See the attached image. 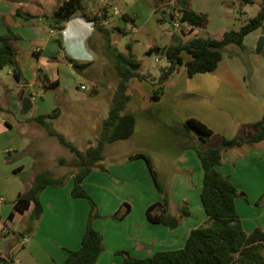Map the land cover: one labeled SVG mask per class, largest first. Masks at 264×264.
I'll use <instances>...</instances> for the list:
<instances>
[{
    "label": "crops",
    "instance_id": "crops-1",
    "mask_svg": "<svg viewBox=\"0 0 264 264\" xmlns=\"http://www.w3.org/2000/svg\"><path fill=\"white\" fill-rule=\"evenodd\" d=\"M63 1L65 0H0V37L7 35L9 29L20 36V40L13 44L18 50L21 80L15 78L13 67L0 69V106L7 110L0 116V256L13 264H62L67 259L69 250L81 248L88 227L90 205L87 200L72 196L74 174L68 176L66 186H49L40 194L44 211L31 233L27 231L30 211L21 214L14 207L18 195L31 187L36 175L47 172L43 158L45 150L41 147L44 142H51L48 140L51 136L43 126H38L33 121L34 118L59 109L58 116L51 120V124H56V130L71 142L82 138L87 147H90L98 139L103 121L108 116L98 110L96 102L89 101L88 107L84 97L71 93L64 87L66 67L61 60L68 54L65 44L69 39L66 34L70 32L72 40H77L76 46L82 54L76 57V63L91 65L93 60L86 52L85 39L95 30L92 23L79 15L70 19L63 30L51 29L44 16L52 15ZM125 4L128 9L124 14L130 15V12L143 9L145 13H149V17H155L151 0H125ZM250 6L254 7L255 3ZM194 10L209 15L207 28L195 29L194 34L204 32L207 34L205 36L221 38L230 30L226 27L225 17L202 9ZM18 11L35 18L26 21L17 16ZM241 13H245L244 9H241ZM217 21L219 22L215 23ZM236 21L237 25L233 24L231 30L239 29L246 20L236 18ZM134 31L138 44L150 32L143 23L134 28ZM216 31H220L222 35H213ZM60 34L64 35V43H59ZM154 41L157 43L156 37ZM131 46L135 50L132 44ZM156 46L157 44L149 42L138 46L137 51L142 57H150L147 51ZM233 47L235 45L226 47L222 62L212 73L196 74L189 78L182 68L171 77L158 102H153L151 97H146L139 91L131 92V85L132 88L136 87L135 83L132 84L136 79L130 83L129 94L135 102L143 101L144 108L168 106L174 115L179 116L181 124L187 119L197 118L221 137L231 139L249 136L254 132L253 125L264 116V85L262 90L258 89L253 73L249 78L243 72L236 73L234 59L226 54ZM142 62V70L147 71L144 59ZM69 65L73 66L72 62ZM45 82L49 85L57 82L58 86L53 87V91L48 94L44 87L49 85ZM92 91L96 94L94 97L99 95L97 89ZM27 95L31 97L33 107L28 114H24L22 106ZM113 97L110 96V105ZM93 112L98 113L95 118L96 127L93 129L98 136L91 137L85 132L82 115L91 116ZM39 135L43 139H39ZM183 151V155H179L177 160L183 161L182 167L188 176L187 180L175 183L173 194H183L178 206L180 209L187 207L191 213L182 218L179 227L174 229L151 223L147 219V208L162 202L163 197L158 198L151 185L153 179L146 162L135 160L110 163L109 173H104L106 179L97 184L106 193L105 205L100 210L102 218L93 221L94 228L103 236L105 246L97 264H124V257L118 254L122 251L134 258H146L160 251L180 249L184 247L191 231L200 227L186 221L193 215L192 202L188 196L196 195L194 199L197 204L198 196L200 198L201 195L203 169L194 150L184 148ZM218 170L229 176L239 189L236 207L244 230L247 233L255 229L264 230V142L224 152L223 163ZM96 175L93 171L84 181L88 192L91 179ZM194 189L197 191L194 192ZM132 194L140 196V213L135 214L136 208L132 205V211L125 219L110 218ZM174 198L176 199L175 195ZM171 207L170 201L169 212ZM11 214H14L12 219ZM202 215L204 214H200L201 226L208 222V217Z\"/></svg>",
    "mask_w": 264,
    "mask_h": 264
},
{
    "label": "trees",
    "instance_id": "trees-1",
    "mask_svg": "<svg viewBox=\"0 0 264 264\" xmlns=\"http://www.w3.org/2000/svg\"><path fill=\"white\" fill-rule=\"evenodd\" d=\"M177 3V11L181 12V20L187 25L189 33L195 29H206L209 24V15L194 10L189 0H174ZM241 5H252L255 0H240ZM85 0H65L58 5L52 15H43L53 30H63L66 23L76 15H80L87 22L93 24L96 33H104L108 44L107 49L111 51L115 62V69L119 82L113 97V102L107 118L103 121L100 135L94 145L85 151L79 150L71 141L51 126V120L58 116L59 109L51 114L41 115L33 121L43 126L51 137H55L70 152L77 155L78 171L74 174V186L72 196L74 198L86 199L91 208L88 219V227L82 239L79 250H69L67 259L62 264H97L100 255L104 252V239L102 234L93 226V221L102 217L99 209L84 187V181L95 170L100 169L104 159V152L108 144L120 140L130 139L136 127V116L125 112L127 104L132 97L129 94L130 83L133 80L149 81L153 85L151 100H161L167 83L171 77L182 68L185 69L189 78L196 74H207L214 72L224 57V51L229 45L244 46L246 37L259 28L264 27V0L259 5L257 14L248 19L239 29H232L223 34L221 38L213 36L194 35L188 40H179L165 47H151L147 55L154 53L163 54L168 65L160 68V75L153 76L142 70V64L132 52L131 43L127 45V51L132 54L128 56L110 45V33L104 22L109 19L108 7H103L99 14L85 12ZM176 11V9H175ZM79 13V14H78ZM159 23H165L175 19L174 11L167 12L159 7L155 10ZM17 16L26 21L35 18L30 14L17 12ZM122 19L134 22V18L124 14ZM183 33L186 30L183 29ZM20 40V36L11 29L5 36L0 37V69L13 67L14 76L21 80V70L17 62L18 50L13 42ZM72 62L75 69L81 70L88 64ZM58 83H51L48 88L57 87ZM94 92V91H93ZM7 110L0 106V116ZM254 132L249 136H236L228 139L222 137L221 144L217 147L203 148L192 142L184 143L186 149L194 150L200 160L203 169V184L201 191V202L208 222L191 231L184 247L175 250H166L155 253L146 258H134L127 252H118L125 256L124 264H264V230L255 229L247 233L237 211L236 199L240 196L239 189L234 185L229 176L223 175L218 168L223 163V153L234 148L246 145L252 146L264 142V116L254 125ZM184 135L194 131L200 135V139L216 135L214 130L197 118L187 119L183 123ZM143 158L146 160L150 173L156 187L163 195V201L151 205L147 211V219L154 224H162L169 228H177L181 219L190 215L187 207L180 209L179 217L169 213L170 195L162 185L158 171L152 160L143 153L132 154L130 160ZM61 164L66 160L61 159ZM66 183L65 177H57L51 172H42L36 175L31 187L20 193L15 201L14 207L18 213L24 214L30 211L27 221V231L31 233L36 222L43 214L44 207L40 200V194L49 186L63 187ZM130 204H123L113 215V218L124 219L131 212ZM14 214L10 215L12 219ZM0 264H13L12 261L0 256Z\"/></svg>",
    "mask_w": 264,
    "mask_h": 264
},
{
    "label": "rangeland",
    "instance_id": "rangeland-1",
    "mask_svg": "<svg viewBox=\"0 0 264 264\" xmlns=\"http://www.w3.org/2000/svg\"><path fill=\"white\" fill-rule=\"evenodd\" d=\"M104 1L105 0H87L85 2V12L89 11L88 13H93L96 11L99 13L103 5L104 7H108L109 19L106 20L104 24L109 32L112 30L109 35L112 49H117L118 51L131 56L132 53L129 50L127 51V45L131 43L135 47V50H132L133 55H135L137 60H139L141 63H143L142 60L144 59L147 72L151 73L155 77L160 75L161 67L168 65L166 57L159 53L148 55L150 57H142V54L137 51L138 46L147 44L149 42H151L152 45L157 44V46H168L179 40H188L194 35H207L204 32L203 34L189 33V31H187V25L177 17H175L174 20L161 24L158 22L160 15L155 14V17L151 18L148 15L149 13H145L143 9L130 12V15L134 18V22L127 23L122 19L123 14L128 9L127 5L125 4V0H107L109 2L107 6L105 5ZM151 1L153 2L154 11L157 7H159L161 10H166L167 12L174 11V14L175 12H178L177 10H179L177 9V3L174 0ZM261 1L262 0H255V6L252 7L250 5H241L240 0H189L193 9H202L216 14L219 17H225L224 20L227 22L226 27H229L227 29L230 30L233 27V24L237 25L238 21H236V18H242L244 21H247L248 19L254 17L258 10V4ZM241 9H244V14L241 13ZM219 21L215 23H218ZM175 22L179 23L180 26L183 27L182 29L186 30L187 34H184L181 32V30L175 29ZM142 23L150 32L148 35L145 34L146 36H144L142 41H140L138 44L136 42V39L138 38H136L137 34L135 33L134 28L139 27ZM67 35L69 41L65 45L68 49V54L66 58H62L61 60L66 67V74L64 75V87L70 90L71 93L73 92L80 97H84L87 100L86 106L88 107H90L88 104L89 101H93V103L96 102L98 104V110L102 112L103 115H108L111 108L110 96H114L117 90L119 78L115 69V62L111 51H109L106 46L108 42L105 34L96 33L94 31L85 39L86 52L92 58L93 62L91 65H88L81 70H77L73 66L69 65L71 61L76 62V57L78 58L79 55L82 54L79 48L76 46L75 42H77V40H72V35L70 32H68L66 36ZM213 35L220 37L222 34L220 31H216L213 32ZM263 36L264 27L259 28L249 34L244 41L243 47L235 45V47H233L234 49H230L226 52L227 55H230L232 59H234V69L236 70V73L239 74L243 72L247 78H249L252 73L255 74L257 80L256 85L260 90H262L264 85V47L260 53L257 52V48L260 39ZM154 37H156L157 43H155ZM58 38L59 43H64L63 34L58 35ZM134 83L136 87L133 86L132 88L131 85L132 93L139 91L146 97L148 96L150 98L152 96L154 87L151 82L135 80L132 84ZM46 85L49 84L46 83ZM83 85L88 89L83 90L81 88ZM44 88L48 94L53 91L52 88ZM93 89H97L99 91V95L97 97H94L96 94L92 91ZM38 91L40 90L38 89ZM37 94H39V92ZM144 106L145 103L143 101H141V103H137L134 101V99H132V101L127 104L125 112L133 113L136 111L133 113L136 116L135 132L130 139L120 140L108 144L104 152V159L101 162L100 169L94 170L95 174L97 175L91 179L92 182L90 184V192L93 193L94 196L90 192L88 193L94 199L100 214V210L105 205L104 203L106 193L97 184L98 182L103 183L106 179V175H104V173H109L108 168L111 166L110 163H123L135 160H143L146 162V160L143 158L134 160L128 159L130 156L129 154L143 153L152 160L155 169L158 171L159 179L162 185L170 195L172 207L171 212L169 213H171L172 216L179 217L181 211L178 204L180 203L179 201L182 199L183 194H180L179 192H175V194H173V189L177 181L187 180L188 176L183 170V161L179 162L177 160L179 155H183V149L185 148L184 143L192 142L194 144L200 145L203 148L217 147L221 144L222 137L217 134L207 138L205 141H202L200 139V135L194 131H192L189 136H185L183 133V124L180 123L181 121L179 116L174 115L173 111L168 106L164 105L161 107H154L153 109H151V106H146V108H144ZM97 114L98 113L93 112L91 116L89 114L82 115V119L85 120L83 122V125H85L86 128L85 132L91 137L95 135L98 136L93 132V129L95 130L96 127L95 118ZM65 125L68 126V124ZM51 126L54 129L57 128L56 124H51ZM38 138L43 139V137H40V135ZM48 140H51V142H44L43 146L41 147L43 150H45V156L43 158L47 171L51 172L55 176L61 175V177H65L67 182V179L69 178L68 176L70 174H75L78 171L77 163L79 158L76 154L70 152L68 148L64 147L57 138L50 137ZM83 140L84 139L82 138H78V140L72 143L78 147L79 150L85 151L89 147H87V144H85ZM68 141L70 140L68 139ZM96 141L97 139L95 140L94 144ZM61 159H65L66 163L61 164ZM151 185L153 186L155 192H157L158 198L159 196L163 197L158 188L155 187L156 184L154 185L152 180ZM64 186H66V183ZM196 191L197 190L194 189V192ZM125 195L126 194H122V196ZM134 195L132 194V196H130V198L123 204L128 203L131 205V207L134 205L136 208L135 214H139L141 209L140 196L138 194ZM174 195L177 200L174 198ZM194 196L195 198L197 197L194 194L188 196L192 202L191 208L193 215L192 218L186 222L198 227L202 225V222L200 221V214H204L202 216L206 215L202 207L201 199L198 196V201L196 204V199H194ZM84 201H86V199ZM174 201L177 203H174ZM87 202L90 205L88 200ZM113 215H111L110 218L115 220H123L113 218ZM123 257L125 259V256Z\"/></svg>",
    "mask_w": 264,
    "mask_h": 264
},
{
    "label": "water",
    "instance_id": "water-1",
    "mask_svg": "<svg viewBox=\"0 0 264 264\" xmlns=\"http://www.w3.org/2000/svg\"><path fill=\"white\" fill-rule=\"evenodd\" d=\"M264 47V36L261 37L260 42L258 44V48H257V52L260 53L262 51ZM33 104L31 102V97L29 95H27L24 98V102H23V106H22V112L24 114H28L30 112V110L32 109Z\"/></svg>",
    "mask_w": 264,
    "mask_h": 264
},
{
    "label": "built area",
    "instance_id": "built-area-1",
    "mask_svg": "<svg viewBox=\"0 0 264 264\" xmlns=\"http://www.w3.org/2000/svg\"><path fill=\"white\" fill-rule=\"evenodd\" d=\"M104 2H105V5H106V6L109 4V2H108L107 0H105ZM116 15H117V12H116ZM175 17L181 19V18H182V14H181V12H179V11H178V12H175ZM174 27H175V29H177V30H181V32H183V29H182L183 27H181L179 23L175 22V23H174ZM81 88H82L83 90H86V89H87V87L84 86V85H83Z\"/></svg>",
    "mask_w": 264,
    "mask_h": 264
}]
</instances>
